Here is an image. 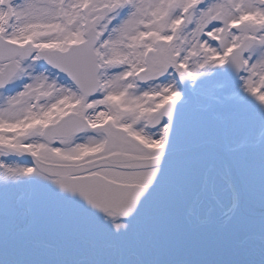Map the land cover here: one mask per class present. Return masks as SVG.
I'll use <instances>...</instances> for the list:
<instances>
[{
	"label": "snow or ice",
	"instance_id": "snow-or-ice-1",
	"mask_svg": "<svg viewBox=\"0 0 264 264\" xmlns=\"http://www.w3.org/2000/svg\"><path fill=\"white\" fill-rule=\"evenodd\" d=\"M0 264H264V0H0Z\"/></svg>",
	"mask_w": 264,
	"mask_h": 264
}]
</instances>
